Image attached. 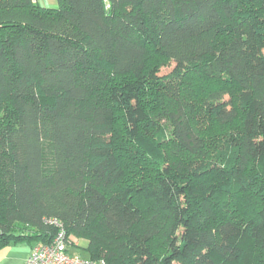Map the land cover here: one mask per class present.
<instances>
[{
	"label": "trees",
	"instance_id": "trees-1",
	"mask_svg": "<svg viewBox=\"0 0 264 264\" xmlns=\"http://www.w3.org/2000/svg\"><path fill=\"white\" fill-rule=\"evenodd\" d=\"M50 218L106 264H264V0H0V250Z\"/></svg>",
	"mask_w": 264,
	"mask_h": 264
},
{
	"label": "built area",
	"instance_id": "built-area-1",
	"mask_svg": "<svg viewBox=\"0 0 264 264\" xmlns=\"http://www.w3.org/2000/svg\"><path fill=\"white\" fill-rule=\"evenodd\" d=\"M46 224L53 225L56 232L47 244L35 245L31 248L25 264H106L104 261L85 259L77 254H70L68 247L72 242L63 224L57 219H46Z\"/></svg>",
	"mask_w": 264,
	"mask_h": 264
},
{
	"label": "crops",
	"instance_id": "crops-1",
	"mask_svg": "<svg viewBox=\"0 0 264 264\" xmlns=\"http://www.w3.org/2000/svg\"><path fill=\"white\" fill-rule=\"evenodd\" d=\"M35 1L37 4L44 7H51L52 4L57 2V0H35ZM48 2L51 5H49ZM51 8H55V7H51ZM70 236L72 238L73 244L71 243L69 245L68 251L71 254H78L77 250H79V245H81L80 243L82 241H78L72 235ZM32 247H33L32 244L26 242H18L15 244L8 245L7 247L0 250V264H25V261L29 256Z\"/></svg>",
	"mask_w": 264,
	"mask_h": 264
},
{
	"label": "rangeland",
	"instance_id": "rangeland-1",
	"mask_svg": "<svg viewBox=\"0 0 264 264\" xmlns=\"http://www.w3.org/2000/svg\"><path fill=\"white\" fill-rule=\"evenodd\" d=\"M48 3H49V2H48ZM44 5H45V4H44ZM49 5H51V4L49 3ZM51 7H57V2H55L54 4H52ZM172 67H173V63L167 61V62L165 63V66L161 68L160 72H161L162 74H166V73H168V72L170 71V69H171ZM227 97H228V96H226V98H227ZM210 128H211V129L207 128V129L209 130V132H210V133H215L216 128H214L213 126H210ZM75 239H76V238H75ZM80 244H81L82 246H84V245H85V242L82 241ZM77 253L80 254V255H81V253H83L82 250H81V248H79V250H77Z\"/></svg>",
	"mask_w": 264,
	"mask_h": 264
}]
</instances>
